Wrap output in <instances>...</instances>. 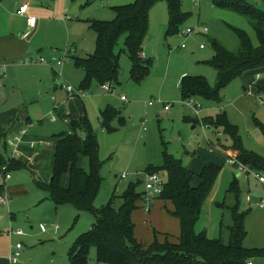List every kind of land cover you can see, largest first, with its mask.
Listing matches in <instances>:
<instances>
[{"label":"rangeland","instance_id":"374dc122","mask_svg":"<svg viewBox=\"0 0 264 264\" xmlns=\"http://www.w3.org/2000/svg\"><path fill=\"white\" fill-rule=\"evenodd\" d=\"M131 1L133 2V0ZM85 2V0L82 1L84 10H97V15L107 18V21L113 17V7L121 5L116 4V0H93L91 4L86 6ZM199 2L200 12L194 6L193 0H180L181 11L186 16L178 26L177 32L170 35L167 33L169 19L166 5L160 3L150 10L147 32L143 40V50L148 55V59L153 57L154 62L150 68L149 77L141 85H136L130 79L131 62L124 48V37H120L114 48L115 55L119 57V84H113L112 93H101L95 82L92 81L89 92L88 90L85 91L90 94V97L91 91L94 97L102 96V104L109 99L110 102L104 104L103 110L109 107L119 111L125 124L123 126L119 121H116L114 124L116 131L107 135L106 129H103L104 133H102V128L93 118L92 128H94L98 142V156L101 162L99 173L102 178L93 203L95 212L77 213L72 207L59 208V223H56L59 230L55 231L53 237H42L40 241L33 242L34 247L31 250H34L36 257L50 259L54 256L55 264H68L67 255L70 247L81 234L91 230L95 222V214H98L112 199L113 207L118 208L121 205L120 196L130 184L140 181L136 186V191L138 193L145 192L143 177L145 169L149 166L160 167L163 164L164 152L194 173H198L207 162L222 165L214 184L212 200L207 201L203 206L195 224V232L196 234L205 233L209 239H216L224 244L228 242L225 226H230L231 219L230 214L225 209L236 204L235 195L228 192L234 170L224 157L227 155L226 149H229L231 144L221 130L215 131L213 128L204 126L200 119L208 115L215 116L223 110L228 120L237 127L243 148L264 158V94L260 96L259 93V89L264 88V65L248 70L243 76L240 75V77L232 80L221 92L219 103L195 98L201 105L199 114L196 115L190 101L180 97V75L185 73L189 76H202L211 87H215L217 82L216 71L211 66L200 63L203 60L212 59L214 49L211 41H216L223 49L233 53L240 46L239 38L234 30H241L255 44L257 43L246 18L232 13L219 14L207 6V4L210 6L208 0H198ZM242 2L264 11L263 0H242ZM186 29L192 30L188 36L181 34ZM204 29L207 31L204 32ZM91 32L93 39L87 38L90 41V46L78 45L76 49H83L88 52L92 50L91 54L93 55L96 48V34L92 29ZM200 46L205 49L201 50ZM70 47L71 45L67 49ZM69 51L72 50L69 49ZM41 59L45 61L44 58ZM57 59L54 58V62L52 60L45 62L46 64L49 62L50 64H48L51 66L61 58L58 61ZM68 65L75 70L73 61L70 63L67 60L65 67ZM58 68L55 69L59 73ZM257 74L261 77L260 79H256ZM66 75L70 80H65L62 74H59L58 78L61 83L70 85L76 91L79 90L84 74L82 80H78L77 84L75 83L76 75L72 70ZM43 82L40 84L31 78H26L19 82V88L14 86V89L10 87L3 89L1 86L0 131L5 129L1 130L2 127L6 126V123H8L7 127L10 132L14 131L19 124L25 123L26 112L30 119V125H26L25 128L34 127L32 132L38 134L40 139L48 138L51 141L53 132L64 130L63 125L59 127L57 124L53 125L48 122L54 116L52 114L50 117L48 113L52 103L49 100L57 98L55 106H58L62 104L61 99L63 101L72 100L69 99L71 96L63 87V90H54V87L50 86L46 90ZM49 89L52 91L49 92ZM56 91H59L57 96L54 94ZM22 92L30 99L26 100L25 96H21ZM121 97H124L128 102L122 103ZM73 101L81 107L85 100L73 98ZM151 102H153V106L148 105ZM108 104L109 106H106ZM166 105L170 108L167 112L163 108ZM45 106H49L50 110L42 113L41 109ZM10 115L13 119L9 122ZM46 115L47 118L45 119ZM94 115L97 116L96 113ZM16 118H18L17 121ZM42 119H45L44 124L38 125ZM13 121L15 124H12ZM66 121L68 122V120ZM60 123L58 122V124ZM144 129H146L145 132ZM11 154L12 148L7 147L4 152L0 145V155L4 159H11L13 157ZM79 166L87 169L85 157H79ZM238 169L236 170L238 171ZM8 174L11 181L26 184V188L35 192L37 197L46 196L47 193L35 188L36 178L29 169L10 171ZM245 174H250V172ZM122 175H125V178H121ZM67 176L65 174L61 180L64 186L67 184ZM0 186H3V173L1 172ZM238 188V209L247 214L244 220L246 235L243 246L245 248L263 249L264 209H260L259 205L262 201L264 202V184L248 175L244 180L241 178V181L238 182ZM14 203L20 210H25L28 205L25 198L15 202L11 201L9 205ZM150 204L153 206V209L149 211L151 216L143 209L134 214L133 223L138 241L147 246L154 241V237L160 242L164 241L167 236L171 240L175 238L177 235L174 233L179 230L178 221L166 217L163 209L157 211L156 203H149V208ZM38 210H35L32 215ZM27 222L28 224H24L23 227L26 228L25 231L31 232L29 231V222L32 221ZM35 227L38 228V225ZM46 229L48 232L49 227ZM165 230H168V234L164 232ZM37 238L39 236L34 240ZM23 243L25 247H31L30 243L24 241ZM256 263L264 264V259L260 262L256 261ZM87 264H102L96 261L94 249L89 252Z\"/></svg>","mask_w":264,"mask_h":264},{"label":"trees","instance_id":"16d2710c","mask_svg":"<svg viewBox=\"0 0 264 264\" xmlns=\"http://www.w3.org/2000/svg\"><path fill=\"white\" fill-rule=\"evenodd\" d=\"M93 0H86L85 5ZM213 7L235 13L250 21L257 45L254 46L248 35L241 30H234L239 38V49L229 52L216 42H212L214 55L205 62L217 74L215 87H211L202 76H184L179 83V93L183 100L201 98L220 102L222 90L245 71L264 65V12L242 0H209ZM164 2L168 10V31L174 34L185 18L181 11L180 0H134L132 3L113 8L115 17L109 22L93 21L91 26L96 33V48L93 55L86 59H75L74 63L84 72L80 89L87 90L94 81L99 86L109 83L118 84L120 68L114 48L120 37H124V48L131 62L130 79L140 84L148 77L152 66L151 60L141 57L142 44L147 32L148 12L157 3ZM118 117L113 110L101 112L103 129L109 133V120ZM200 122L210 128L222 130L231 142L228 151L236 153L235 165H243L253 171L264 174V158L243 148L238 129L232 125L226 114L221 112L215 117H203ZM69 132L55 136L54 163L50 182L43 185L49 198L55 205H69L79 212H92L102 178L101 162L98 157L96 134L83 116L77 120H68ZM86 158L87 169L79 166V157ZM1 160V159H0ZM14 159H5L0 163L10 172ZM230 161V160H229ZM166 174V182L161 193L156 197L164 203H170L172 210L166 212L178 221L179 234L175 239L168 236L160 242L154 237L150 245L138 241L132 214L144 202V193H138L135 184H130L120 196L121 205L113 207V199L98 213L91 230L81 234L68 251L70 264H87L91 249L95 251L96 261L102 264H257L264 259V248H245L246 235L244 220L246 213L240 212L236 204L228 208L232 225L227 228L226 244L216 239H209L205 233L196 234L195 224L207 201L221 167L214 163H205L198 175L183 167L178 161L163 153L160 167L149 166L145 173ZM67 174L68 183L63 186L62 177ZM196 178L198 184L192 185ZM228 192L237 198V181H232ZM143 207V206H142ZM145 208V207H143Z\"/></svg>","mask_w":264,"mask_h":264},{"label":"crops","instance_id":"0c3cea01","mask_svg":"<svg viewBox=\"0 0 264 264\" xmlns=\"http://www.w3.org/2000/svg\"><path fill=\"white\" fill-rule=\"evenodd\" d=\"M82 1L83 0H0V81H1L0 89H1V86L3 89H6L7 87L14 89V86H17L19 88V82L21 80L26 79V78H31V80L35 82H39L40 84L44 80L43 84L46 86L45 88L46 90L50 86H53L54 90H57V89L63 90L62 88L63 84L58 78L59 74L60 75L62 74L63 78L68 81L70 79L66 74L67 72H71V70L76 75L75 83L77 84V82H79L78 80L82 78V75L84 74V72L81 68L75 65L74 61L75 59L88 58L89 56L92 55L91 54L92 50L88 52L83 49L77 50L76 48L78 47V45L79 46L83 45L84 47L90 46V41H88L87 38L91 37L93 39V35L91 34L92 33L91 29L93 30L91 23L93 21L109 22L113 20L115 17V13L113 11L112 19L107 21V18L97 15L98 14L97 10L95 11L84 10L82 8ZM128 2H130V0H127V1L116 0V4L118 3L121 4V5H118L117 7H121V6L132 3V1L130 3ZM160 3H164V2H159L155 4L154 6ZM25 4H27L26 13L24 15L17 14L20 8ZM164 4L166 5V3ZM207 6L210 9H214L219 14L232 13L229 11L215 8L213 7L211 3H210V6L208 4ZM200 7L201 6L199 2L197 6V10H199L198 12H200ZM150 10L148 12V18H149ZM232 14H235V13H232ZM167 15H168V10H167ZM29 17L34 20L33 27H28L26 23V20ZM97 17L103 18V19H98ZM248 22H249L248 25L250 26V29L252 30L250 21ZM252 32L254 34L253 30ZM249 39L251 40L254 46L257 45V43L255 44L251 38ZM211 42H216V41L212 40ZM69 45H71L69 49L72 50L70 55H69L70 51L69 49H67ZM180 48L182 49V47ZM200 49L204 50L205 48L204 47L201 48L200 46ZM66 54L68 58L64 60V62L60 65H57L56 64L57 62H55L54 65L51 64V66L49 65L50 63L48 61L47 62L49 64L48 63L46 64V62L45 64H41L37 62L39 58H44L45 61L46 60L53 61L54 58H58L57 59L58 61L60 58H62ZM141 57L146 60H151L152 66H153V62H154L153 57L148 59V55L143 50V44H142ZM25 60H31L33 63L29 62L28 65H24L22 62ZM67 60H69L70 63H72L73 61L75 70L71 69L70 65L65 67V62ZM205 62H208V61L203 60L200 63L202 65H205L206 64ZM52 66H54V68H52ZM55 68L59 69V73L56 71ZM245 72L242 74V76L245 74ZM184 76H189V75H185V73H182L179 77V83H180L181 78ZM148 77H146L140 84H136V83L135 84L141 85ZM260 78L261 77L257 74L256 79H260ZM105 84L110 85L114 89V86L112 84H109V83H105ZM95 85L96 87L100 89V86L98 84L95 83ZM90 87L91 85L87 89L88 92H89ZM87 90L80 89V85H79V90H77L79 92V95L71 96V98L69 99H72V100L63 101V99H61L62 104L55 106L57 102V98H51V100H49L52 102L51 110L49 106H45L44 108L41 109L42 113L48 112L50 110L48 112L50 114L49 116L51 117V115L53 114L56 117L55 122H52L50 118V120L48 121L50 124H53V125L57 124L59 125V127L63 125L65 127L64 130L61 129L60 131H57L55 133L53 132L54 134L53 133L51 134V139H52L51 141H49L48 138L46 139L43 138L45 139L44 141H42L43 139L38 138L39 135L32 132L34 127L29 126L25 128L26 125H30V119L28 117L27 112H26L25 123H21L22 125L19 124L14 131L10 132L8 130V127H7L8 123H6V126L2 127L1 130H3L4 128L5 129L3 131H0V141L3 138V140L0 142V145L2 146V150L5 152L7 150V147L12 148L11 155L13 157L11 158L15 160L14 161L15 164L19 165V166L14 167V169H12L11 171L20 170L24 168L32 171V174L36 178L35 179L36 181L34 183L35 188L41 192L47 193L43 189V185H47L50 182V179L52 176L53 163H54V144L56 140L55 136L61 132H66V131L69 132L68 126H67L68 124L67 122H64L63 119L66 117L67 120H77L85 116L89 120L91 126L93 127L92 120L94 118L95 121L97 120L99 127L102 128L101 120H100L101 112L105 111V109L107 110L112 109V108L106 107L103 110L104 104L110 102L109 99H107V101L102 104V101H103L102 96L94 97L91 91L90 92L91 97H90V94L85 92ZM51 91L52 90L49 89V92ZM100 92L108 93L105 91H101V89H100ZM259 93H260V96L264 94V88L259 89ZM54 94L55 96H57L59 94V91H56ZM21 96H25V94L22 92ZM25 98L26 100L30 99L29 97L27 98L26 96ZM73 98L84 99L85 100L84 104L80 107V105H78L77 103L73 101ZM120 101L124 104L125 102H128L126 99L125 101H122L120 99ZM106 106H109V104ZM149 106H153V104ZM115 112L118 114V117H115L109 120V127L112 129V132L116 131V128L114 125L116 121H119V123H121L123 126L125 124L123 117L120 115V112L119 111L117 112V110ZM221 112H224V111L221 110ZM95 113L97 114V116L94 115ZM47 115L45 116V119L47 118ZM215 116L208 115L205 117H215ZM12 119H13L12 115H10L9 122ZM45 119L40 120L38 122V125L44 124ZM17 120L18 118H16V121ZM58 122H61V123L58 124ZM12 124H15V121H13ZM22 130H25V135L21 139V142L16 144L15 147L8 145L7 141L13 138L14 136H17ZM102 130L103 128L101 129V132L104 133V130L103 131ZM217 130H221V129H217ZM112 132L109 133L107 131L106 133L108 135V134H111ZM37 140L44 142V144L35 145L34 147H31L30 143L37 142ZM226 150H227V155H224L226 161L228 162L229 160L234 161V164L229 162L231 164V167H233V170H234L232 181L235 180L237 181V184H238V182L241 181V178L244 180L245 178L248 177V175H251L252 177H254V179H256L259 182L258 178H256L254 174H258L259 176H262L263 175L262 173L253 171L240 164L235 165L236 153L232 151H228V149ZM0 159H1L0 163L3 160H5L2 155H0ZM207 163H213V162H207ZM218 166L221 167L222 169V165H218ZM239 166L241 167V169H238ZM201 169L199 170V172L201 171ZM236 169H238V171ZM199 172L198 173L192 172V173L195 175H198ZM249 172L250 174H245ZM159 173H162L164 175V181L166 182L165 172L160 171ZM67 183H68V179H67ZM197 184H198V181L196 178H194L192 185L196 186ZM213 189L207 199L208 202L212 200ZM0 193H5L8 196V201L5 204H0V264H55L54 256L51 257L50 259L46 257H44V259L43 257H36V255L33 252L34 250H31V249L34 247L33 242L40 241V238L54 236L53 234H55V231L59 230L58 225L56 224V223H59V220H58V213H60L59 208L61 207L65 208V207H71V206L55 205L52 202V200L49 198L48 193L46 194V196L40 195L39 197H37L35 192H31L26 188V184H21L19 182H13L11 181V178H9L8 180L3 179V186H0ZM21 198L27 199L28 205L25 210H20V208H18L15 205V203L13 205H9L11 201L15 202L16 200H19ZM153 202L156 203L155 208L157 211L163 209L166 217H171L166 212V210L171 211L173 209L170 203H164L158 200L156 197H153L150 203H153ZM206 202L204 203V205L206 204ZM236 202H238L237 198H236ZM144 205H145V202H143V204L140 205V207L136 211H134V213L132 214L133 222L135 219L134 214L140 211L141 209L144 210L143 208ZM221 205L223 204L221 203ZM151 206L152 204H150L149 211L153 209V206L152 208ZM228 208H231V207H226L225 210H227L228 213L230 214ZM66 209L68 210V208ZM35 210H38V212L32 215ZM149 211L146 213L149 214L150 213ZM150 216H151V213H150ZM230 219H231V216H230ZM27 221H32V222H29L30 223L29 231L31 232L25 231L26 228L23 227L24 224L25 225L28 224ZM172 222H174V220H172ZM37 225H38V228L35 227ZM231 225H232V220H231L230 226ZM230 226H225L227 233H228L227 228ZM47 227H49L48 232L46 231ZM18 230L22 232L21 235L11 234V232H15ZM164 232L168 234V230H165ZM174 234L178 236L179 230H176ZM37 236H39V238L34 240ZM177 236H175V238ZM23 241L26 243H30L31 247L30 248L25 247ZM16 244H21L22 247L18 250L19 252L18 258L16 259L14 263H12L10 261V256L16 251V247H15ZM67 260H68V255H67ZM60 264H63V263H60ZM68 264H70L69 260H68Z\"/></svg>","mask_w":264,"mask_h":264},{"label":"built area","instance_id":"2783aa9c","mask_svg":"<svg viewBox=\"0 0 264 264\" xmlns=\"http://www.w3.org/2000/svg\"><path fill=\"white\" fill-rule=\"evenodd\" d=\"M193 2H194V5L197 7L198 6V0H193ZM26 11H27V4L23 5L20 8V10L17 12V14L24 15L26 13ZM26 23H27L28 27H33L34 26V20L32 18H30V17L27 18ZM204 31H206V29H204ZM191 33H192L191 29H186L185 31L182 32V35L188 36ZM182 48H183V46H182ZM70 54H71V51L69 52V55ZM67 58L68 57H67V54H66L56 64L57 65L62 64L64 62V60H66ZM29 62L33 63L31 60H25L22 63L24 65H28ZM37 62H39L41 64H45V61L43 59H41V58H39ZM62 87L66 90V92L70 96L79 95V92L74 90V88H72L70 85H63ZM100 89H101V91H105V92H108V93H112V90H113V88L110 85H108V84L101 85ZM121 100L125 101V98L121 97ZM188 101H190V103L194 107L196 115H198L199 111L201 109V105L197 101L192 99V98L188 99ZM152 103L153 102L149 103V105H151ZM164 109H165V111H168L169 106L168 105L164 106ZM66 120L67 119L65 117L64 121L67 122ZM51 121L55 122L56 121V117L53 116L51 118ZM204 126H206V125H204ZM206 127H208V126H206ZM145 130L146 129H144V131ZM24 135H25V130H22L17 136H14L10 140H8L7 144L12 146V147H15L16 144L21 142V139L24 137ZM43 144H44V142L37 141V142H31L30 146L34 147L35 145H43ZM229 162L234 164L233 160H230ZM238 168L241 169L240 166ZM1 170L3 172H5L3 174V179L4 180H8L10 178V176H9L8 172L6 171L5 166L2 167ZM254 176L256 178H258L260 183H264V177L263 176H259L258 174H254ZM143 177H144V182H145V196H144L145 208H144V210H145V212H148L149 211L150 199L153 198V197H157L161 193L162 186L165 183V181H164V175L162 173H156V172L155 173H145ZM121 178H125V175H122ZM7 201H8V196L5 193H0V204H5ZM259 208L264 209V202L263 201L260 203ZM11 234L21 235L22 232L20 230H18V231H15V232H11ZM15 247H16V251L10 256V261L12 263H14L16 261V259L18 258V256H19L18 250L22 247V245L21 244H16ZM247 264H252V263H247Z\"/></svg>","mask_w":264,"mask_h":264}]
</instances>
